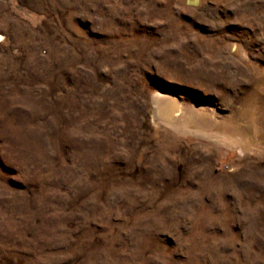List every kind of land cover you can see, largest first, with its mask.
<instances>
[{
    "label": "rangeland",
    "instance_id": "1",
    "mask_svg": "<svg viewBox=\"0 0 264 264\" xmlns=\"http://www.w3.org/2000/svg\"><path fill=\"white\" fill-rule=\"evenodd\" d=\"M0 264H264V0H0Z\"/></svg>",
    "mask_w": 264,
    "mask_h": 264
},
{
    "label": "bare ground",
    "instance_id": "2",
    "mask_svg": "<svg viewBox=\"0 0 264 264\" xmlns=\"http://www.w3.org/2000/svg\"><path fill=\"white\" fill-rule=\"evenodd\" d=\"M176 99L157 92L152 97V108H153V119L156 124H162L167 129L174 132H180L184 134H191L194 136H207L201 129H197L189 126V120L194 116H197V123H204L206 121L207 112L205 109H195L201 110L193 113L190 110L180 108ZM204 111V112H203ZM178 116V117H177ZM177 118V119H176ZM176 119V120H174ZM208 120V119H207ZM191 121V120H190ZM211 138L219 139V136L212 134ZM221 139V137H220Z\"/></svg>",
    "mask_w": 264,
    "mask_h": 264
}]
</instances>
